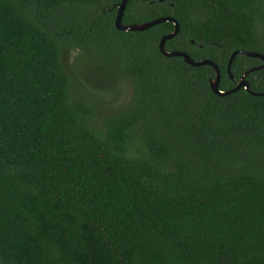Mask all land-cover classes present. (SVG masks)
<instances>
[{"label": "trees", "instance_id": "obj_1", "mask_svg": "<svg viewBox=\"0 0 264 264\" xmlns=\"http://www.w3.org/2000/svg\"><path fill=\"white\" fill-rule=\"evenodd\" d=\"M119 1L0 0V264H264V94H212L210 67L159 53L171 23L116 31ZM165 17L164 50L219 91L261 64L226 74L264 57V0H127L121 22ZM64 44L131 82L98 127Z\"/></svg>", "mask_w": 264, "mask_h": 264}, {"label": "rangeland", "instance_id": "obj_2", "mask_svg": "<svg viewBox=\"0 0 264 264\" xmlns=\"http://www.w3.org/2000/svg\"><path fill=\"white\" fill-rule=\"evenodd\" d=\"M73 44H64L60 50V63L70 77V92L87 101L94 112L95 125L111 113L122 109L130 100L131 82L112 73L100 56H89V50ZM112 60L111 57H108Z\"/></svg>", "mask_w": 264, "mask_h": 264}, {"label": "water", "instance_id": "obj_3", "mask_svg": "<svg viewBox=\"0 0 264 264\" xmlns=\"http://www.w3.org/2000/svg\"><path fill=\"white\" fill-rule=\"evenodd\" d=\"M126 3H127V0H120L115 6H112V8H115L113 27L116 31H119V32H143V31L149 29L150 27H152L154 25H158L161 23H171L173 25V30L169 34L162 36L159 39L158 44H157V49L162 56L167 57V58L180 57L182 62L184 64L190 66V67H201V66L210 67L213 70V78L208 80V86H209L211 93L216 95L217 97H223V96L229 95L231 93L238 91L240 88L243 89L244 91H246L251 96H261L264 94V89L261 93L250 92L248 84L244 80V78L247 76L248 73L264 68V57L262 55H260L258 53L244 52V51H240V50H236V51L232 52L230 54L228 60H227L226 68H225L226 74L231 81H233V80H232V76L230 75V65H231V62H232L233 58L235 57V55L241 54V55H244L248 58L258 59L261 62V64L257 67H253V68L245 71L240 76V78L234 82V87L232 89H230L228 91H219L217 89L218 81H219V73H218V69H217L216 65H214L212 62L207 61V60L193 61L192 59H190L188 57V55H186L182 52H178V51L167 52L164 50V43L166 41L170 40L178 32V24L174 19H172L170 17H165V18H157V19H154V20H151L148 22L140 23V24H127V25H125V24H122L121 19H122V15H123Z\"/></svg>", "mask_w": 264, "mask_h": 264}]
</instances>
